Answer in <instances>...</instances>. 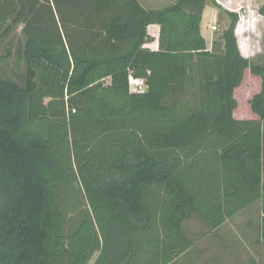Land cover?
Here are the masks:
<instances>
[{"label":"trees","instance_id":"obj_1","mask_svg":"<svg viewBox=\"0 0 264 264\" xmlns=\"http://www.w3.org/2000/svg\"><path fill=\"white\" fill-rule=\"evenodd\" d=\"M206 6L0 0V264H171L198 244L186 222L256 204L264 237V51L241 55L235 12L209 48Z\"/></svg>","mask_w":264,"mask_h":264},{"label":"rangeland","instance_id":"obj_2","mask_svg":"<svg viewBox=\"0 0 264 264\" xmlns=\"http://www.w3.org/2000/svg\"><path fill=\"white\" fill-rule=\"evenodd\" d=\"M221 3L236 9L238 17L244 15L245 9L248 11L253 9L254 12L251 13L250 11L248 18L242 20L238 27L237 22V30L235 28V31L238 36V48L239 51H242L244 58L254 63H260L264 51V22L256 10L264 4V0H233L232 4L230 0H221ZM162 7L147 9L159 10ZM216 11L221 17H219L220 21L218 19L216 21L217 31L214 32V36L208 42L209 48L212 41L229 23L226 15V12L229 11L221 6ZM256 14L259 18L256 17ZM204 21L205 23L210 21L207 15ZM259 86V78L252 76L247 71L242 83L234 91V98L237 103L234 111L235 118H253L249 109V100L258 92ZM83 208L85 209V207ZM92 220L96 231H98L96 222L93 218ZM260 223L259 204L236 214L214 232L209 231L201 222L192 219L186 222L185 228L188 234L197 237L198 244L171 264H200L202 262L209 264H264V237L260 238ZM257 238H259L258 242L256 241Z\"/></svg>","mask_w":264,"mask_h":264},{"label":"crops","instance_id":"obj_3","mask_svg":"<svg viewBox=\"0 0 264 264\" xmlns=\"http://www.w3.org/2000/svg\"><path fill=\"white\" fill-rule=\"evenodd\" d=\"M140 6L144 9L147 8H154V7H158V6H163L162 8L171 5L172 0H136ZM219 3H217L219 6L222 7L221 0H217ZM233 0H230V3L232 4ZM222 4V5H221ZM230 5V4H229ZM207 15V17L209 18V22L205 23L204 18ZM220 14L217 13L216 9H214L211 6H206L203 15H202V21H201V34L203 36V38L205 39L206 43L208 44V42L210 41V39L214 36V32H211L209 29V25L212 24L213 20L215 19L217 21V19L219 20ZM221 19V18H220ZM220 21V20H219ZM205 25V26H204ZM147 33L150 37V41L145 45V47L149 48L150 50H157L158 48V36H159V27L157 25H150L147 28ZM237 38V36H236ZM238 42V39H237ZM241 55H243L242 51L240 50ZM244 57V55H243ZM246 57V56H245Z\"/></svg>","mask_w":264,"mask_h":264},{"label":"built area","instance_id":"obj_4","mask_svg":"<svg viewBox=\"0 0 264 264\" xmlns=\"http://www.w3.org/2000/svg\"><path fill=\"white\" fill-rule=\"evenodd\" d=\"M215 2L219 3L217 0H215ZM222 7L224 9H226L227 11H229V12H235V13L238 12L236 9L229 8L228 6H225V5H222ZM243 17L244 16H241V17L239 16L238 23L243 20ZM212 22L213 23L209 25V29H210L211 32H215V31H217L216 20L214 19ZM129 88H130V91L133 92V93L143 92L144 89H145L144 81L143 80H139V79H134V78L130 77V79H129Z\"/></svg>","mask_w":264,"mask_h":264}]
</instances>
